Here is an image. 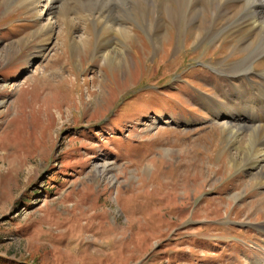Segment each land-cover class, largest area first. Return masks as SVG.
Here are the masks:
<instances>
[{
  "label": "rangeland",
  "instance_id": "1",
  "mask_svg": "<svg viewBox=\"0 0 264 264\" xmlns=\"http://www.w3.org/2000/svg\"><path fill=\"white\" fill-rule=\"evenodd\" d=\"M133 2L0 3V264H264V151L193 103L245 53Z\"/></svg>",
  "mask_w": 264,
  "mask_h": 264
},
{
  "label": "bare ground",
  "instance_id": "2",
  "mask_svg": "<svg viewBox=\"0 0 264 264\" xmlns=\"http://www.w3.org/2000/svg\"><path fill=\"white\" fill-rule=\"evenodd\" d=\"M8 1L10 0H0V3ZM132 1L136 2L142 14L149 12V15L156 17L157 12L165 13L167 19L174 24L182 19L193 23L194 19L198 20V17L206 15L208 22L205 26L200 24L197 27L193 33L195 40L202 37L203 33H211L208 24L212 21L216 23L217 20H223L224 27L213 28L211 34L222 35L221 30H225L236 37L235 51L244 52L245 56L228 68L216 67L217 78H214L215 86L212 87L214 95L200 94L193 99V103L200 104L210 118L224 122L228 129V142L239 143L234 146L235 156H232V160L238 166L252 163V158L264 151V0ZM117 4L113 6L112 0H51L50 8L52 12L58 13V20L60 16L65 19L66 14L75 8H83L90 14L95 12L109 21L114 18ZM63 21L66 23V19ZM159 24L154 22V27ZM43 30L51 31V25L46 29L40 26L29 38ZM256 60L263 63L259 75H255L252 70L253 61ZM256 76L258 79L252 82ZM233 129L239 131V136H235Z\"/></svg>",
  "mask_w": 264,
  "mask_h": 264
}]
</instances>
